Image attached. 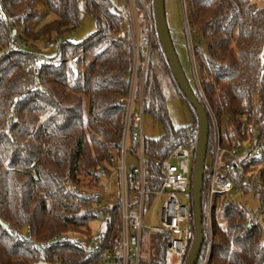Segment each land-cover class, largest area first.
<instances>
[{
  "label": "trees",
  "instance_id": "obj_1",
  "mask_svg": "<svg viewBox=\"0 0 264 264\" xmlns=\"http://www.w3.org/2000/svg\"><path fill=\"white\" fill-rule=\"evenodd\" d=\"M39 1L0 0V264H43L33 245L16 232L25 225H30L37 241L62 233H92L95 206L90 200L75 201L74 187L94 188L91 179L99 168L111 165L110 157L119 151L125 116L119 100L128 92L133 55L128 0H44L54 18L34 35L15 30L13 25L37 17ZM183 1L199 85L219 128L234 129L232 133L220 130L222 144L230 147L244 137L238 130L241 118L252 123L255 140L262 143V157L252 161L257 168L264 162V0ZM133 5L139 9L142 2L133 0ZM148 11L155 48L147 71L144 111L163 129L158 139L145 140L149 188L156 190L162 179L160 163L172 149L182 144L196 150L198 124L160 48L152 0ZM85 16L94 18L96 30L81 42L63 38ZM13 35L21 37L17 50L9 49ZM34 39L55 46L50 59H60L61 64L39 60L37 48L28 42ZM79 53L74 73L67 59ZM190 86L208 114V156L213 139L208 107L196 85ZM169 97L185 100L193 117L190 124L172 126L166 112ZM230 165L226 175L242 192L257 196V211L252 214L225 195L217 196L205 264H264V190L244 182ZM206 182L205 172L202 214ZM202 225L205 235L204 219ZM119 229L117 193L100 230L105 245L112 243ZM167 236L151 234L153 256L141 259L144 264H166ZM204 249L205 241L196 264L203 262ZM53 251L67 264L86 261L73 245L63 243Z\"/></svg>",
  "mask_w": 264,
  "mask_h": 264
},
{
  "label": "built area",
  "instance_id": "obj_2",
  "mask_svg": "<svg viewBox=\"0 0 264 264\" xmlns=\"http://www.w3.org/2000/svg\"><path fill=\"white\" fill-rule=\"evenodd\" d=\"M129 7L132 17L133 0L129 1ZM8 20L10 21V18ZM132 27L133 55L129 87L127 94L119 100L124 106L125 116L118 154L110 157V166L100 167L96 176L91 179L94 188L84 185L74 187L75 201L90 200L95 206L94 219L99 225L88 236L71 238L67 233H62L42 241L35 239L30 225L16 230L22 240L33 245L43 264H67L58 252L53 251L56 246L63 243L73 245L84 253L86 261L83 264H140L143 237L157 233L168 235L166 254L172 255L180 263L189 252L194 235L191 181L195 149L182 144L176 145L160 163L162 172L160 186L156 190H150V179L146 171L143 120L144 105L148 99L146 77L151 54L155 48L153 21L148 16V22L142 30L137 29L139 26H134L133 22ZM20 46L18 38L13 35L9 49L17 50ZM78 60L79 57L75 56L68 61L74 73L78 71ZM45 62L60 65L62 61L45 59ZM201 97L205 100L204 95L201 94ZM205 105L208 107L207 103ZM208 113L213 139L205 161L207 182L202 214L205 226L203 264L206 263L211 250L213 210L217 196L225 195L227 200L233 201L235 194L242 192L241 187L235 185L226 175L228 165L231 163L230 168H233L244 182L258 190H264V162L257 168L252 166V161L262 157V143L255 140V126L241 118L238 121V130L244 137L228 147L222 144L218 122L209 107ZM131 146L133 151L130 149ZM246 165H249L251 170L246 171ZM115 175L120 199V229L112 243L105 245L104 240L100 238V230L108 220L110 206L102 207L101 199L109 190V179ZM157 202L161 204L159 225L152 226L150 223L147 224L145 216L150 206Z\"/></svg>",
  "mask_w": 264,
  "mask_h": 264
},
{
  "label": "rangeland",
  "instance_id": "obj_3",
  "mask_svg": "<svg viewBox=\"0 0 264 264\" xmlns=\"http://www.w3.org/2000/svg\"><path fill=\"white\" fill-rule=\"evenodd\" d=\"M130 0H128L129 3ZM142 6L139 9L131 8L133 11V16L131 17V21L133 22L134 26H139L137 29L142 30L146 22H148V16L150 13L148 11V5L150 4V0H141ZM35 8L38 10L37 17L28 19L23 25H13V28L17 31L20 29L22 34H25L27 31L31 32V34H36V30L41 27L43 24L49 22L54 18V14L47 11L45 6V1L40 0L36 5ZM130 8V7H129ZM164 9H165V17L170 29V35L172 40L174 41V46L176 49V53L180 64L184 70L186 77L188 78L190 84L199 90L200 94L203 95L202 89L199 85V81L197 78L196 67H195V60L192 51V41L193 38L190 35V30L187 22L186 17V10L185 4L183 0H164ZM151 17V16H150ZM141 18V19H140ZM23 26H25V30H23ZM142 26H144L142 28ZM135 28V30H137ZM96 30V23L94 18L91 16H85L79 26L74 28L73 30L65 33L63 38L73 42H81L86 37L91 35ZM21 37L19 36L18 40ZM29 43L32 44L33 47L37 48V57L39 60L44 61L45 59H50L55 54V46L46 45V40H29ZM79 58L81 54L78 55ZM75 57V56H74ZM72 58V57H71ZM67 59V62L69 59ZM79 67V64L78 66ZM205 98V96H204ZM204 104L207 103V99L205 100L202 98ZM208 105V104H207ZM166 112L170 119V122L173 127L178 128L182 126H186L193 121V117L190 111L188 104L185 100L181 97H169L166 102ZM144 136L146 139H158L162 134V126L159 120L154 119L151 115L145 113L144 120ZM222 132L229 131L230 133L233 132L232 127H228L223 125L220 129ZM109 190L101 199V206L107 207L113 203V200L116 198L118 193V183L116 175L109 179ZM234 202L244 205L248 211L252 214H256L257 206H258V198L253 193H237L235 194L234 198L232 199ZM152 204V203H151ZM160 202L152 204L145 216V221L150 223L152 226L159 225V213H160ZM99 225L97 220H93L90 223L91 232L93 233ZM264 228V226H263ZM71 238H79L82 237L76 233H67ZM153 256V248L151 243V235L144 236L142 239L141 245V259L147 260ZM140 264H144L141 261ZM166 264H180L178 260H176L172 255H166ZM203 264V262H201Z\"/></svg>",
  "mask_w": 264,
  "mask_h": 264
},
{
  "label": "water",
  "instance_id": "obj_4",
  "mask_svg": "<svg viewBox=\"0 0 264 264\" xmlns=\"http://www.w3.org/2000/svg\"><path fill=\"white\" fill-rule=\"evenodd\" d=\"M152 8L154 15V25L157 32L160 48L165 55L171 74L176 84L186 98L187 102L194 109L197 117L198 142L196 145L194 162L192 166L191 181L194 235L191 241L189 252L184 262V264H196L204 241L202 225V191L209 132L208 114L204 106L194 95L193 90L178 59L165 17L164 0H152ZM14 33L15 32L13 31V34Z\"/></svg>",
  "mask_w": 264,
  "mask_h": 264
}]
</instances>
